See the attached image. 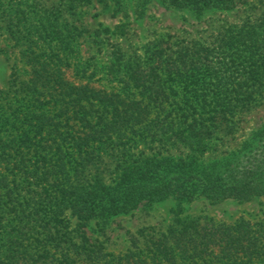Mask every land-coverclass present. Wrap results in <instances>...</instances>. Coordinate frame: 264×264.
Here are the masks:
<instances>
[{
    "label": "trees",
    "instance_id": "obj_1",
    "mask_svg": "<svg viewBox=\"0 0 264 264\" xmlns=\"http://www.w3.org/2000/svg\"><path fill=\"white\" fill-rule=\"evenodd\" d=\"M166 1L200 13L252 6ZM59 8L0 0L1 27L30 69L21 80L12 65L0 88V264H264V222L245 218L208 223L176 212L162 232L127 231L130 246L118 254L86 231L92 219L140 204L264 194V125L239 149L201 160L264 92V9L238 28L220 26L212 41L166 39L132 57L116 48L101 69L74 55L85 29ZM139 144L158 150L132 155ZM166 147L187 154H163ZM110 159L116 176L107 181Z\"/></svg>",
    "mask_w": 264,
    "mask_h": 264
},
{
    "label": "rangeland",
    "instance_id": "obj_2",
    "mask_svg": "<svg viewBox=\"0 0 264 264\" xmlns=\"http://www.w3.org/2000/svg\"><path fill=\"white\" fill-rule=\"evenodd\" d=\"M46 6L66 11L69 0H40ZM75 13L64 12L70 22L84 28L82 36L74 42L77 59L96 62L97 67H107L112 62V51L119 48L124 56H139L153 44L168 39L172 42L192 45L212 41L218 29L229 26L238 28L246 19H253L264 9V0H248L246 4L230 11H204L202 13L189 7H176L166 0H75ZM65 5V6H64ZM19 47L13 45L0 23V88L7 89L11 66L21 80L30 76L29 65L19 54ZM98 76L103 72L98 70ZM67 73V78L75 82L80 80ZM102 82H96L99 86ZM112 88V87H111ZM110 88V89H111ZM264 125V92L260 100L250 110L238 114L236 126L231 132L216 133V138L208 143L201 160L211 161L230 151L239 149L255 132ZM152 145L139 144L130 149L132 155L141 151L149 153ZM163 154L185 156L186 149L169 147L162 149ZM134 155L133 157H136ZM111 167L103 173L107 181L115 178ZM199 218L208 223L233 224L241 218L252 223L264 222V194H256L244 200L233 198L211 199L199 195L191 200L169 198L152 204H140L128 213L111 216L106 219H92L86 231L92 240L101 242L105 250L114 254L126 252L130 246L127 231L136 233L139 229L162 232L170 225L174 214ZM67 218L70 228L77 222L69 211ZM142 241V239H140Z\"/></svg>",
    "mask_w": 264,
    "mask_h": 264
}]
</instances>
